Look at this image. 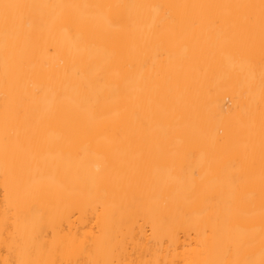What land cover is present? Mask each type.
<instances>
[{
  "label": "bare ground",
  "instance_id": "obj_1",
  "mask_svg": "<svg viewBox=\"0 0 264 264\" xmlns=\"http://www.w3.org/2000/svg\"><path fill=\"white\" fill-rule=\"evenodd\" d=\"M0 264H264V0H0Z\"/></svg>",
  "mask_w": 264,
  "mask_h": 264
}]
</instances>
